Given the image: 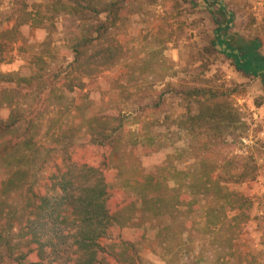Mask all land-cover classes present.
<instances>
[{
	"label": "trees",
	"instance_id": "obj_1",
	"mask_svg": "<svg viewBox=\"0 0 264 264\" xmlns=\"http://www.w3.org/2000/svg\"><path fill=\"white\" fill-rule=\"evenodd\" d=\"M136 1L44 0L40 20H32L35 25L62 15L78 21V31L69 44L71 63L51 76L46 60L53 57L45 44L43 53L22 72L0 73V85H14L13 90L0 89V108L9 109L8 118H0V264H140L138 245L143 241H157L162 261L179 264L195 251L199 233L195 217L201 197L212 201L206 207L204 232L238 228L244 221L236 205L242 208L247 200L231 187L253 181L258 168L249 153L245 157L226 154L238 130L245 126L230 101L231 91L181 87L183 100L196 106V113L188 111L178 122L188 138L193 168L182 171L167 164L155 175L126 181L122 208L116 209L112 203L114 156L125 141L136 154L158 152L152 132L144 134L145 125L148 129L154 124L145 110L141 109L145 116L136 114L128 122L120 108L104 109L87 102L77 107L82 120L79 128L53 136L52 146L43 153L37 149L42 121L32 119L22 100L15 101L14 93L43 87L49 101L63 105L66 93L84 89L86 80L120 59L122 45L108 36L124 25ZM147 2L154 5L157 0ZM216 8L222 21L212 50L221 53L224 47V55L238 72L261 77L264 83L260 44L228 40L232 17L226 18L229 15L223 7ZM18 36L17 27L0 30V65L7 61ZM85 151L95 155L86 161L79 156ZM54 155L60 162L54 160L52 167L47 166L52 171L44 173L47 158ZM15 193L22 200L18 208L8 201ZM228 213L235 214L229 217ZM136 214L141 220L134 224Z\"/></svg>",
	"mask_w": 264,
	"mask_h": 264
},
{
	"label": "rangeland",
	"instance_id": "obj_2",
	"mask_svg": "<svg viewBox=\"0 0 264 264\" xmlns=\"http://www.w3.org/2000/svg\"><path fill=\"white\" fill-rule=\"evenodd\" d=\"M208 1L209 4L204 0H157L151 5L147 0H137L124 25L108 36L122 45L121 57L114 66L86 80L84 89L66 93L63 105L49 101L43 87L32 92L23 89L19 95L14 93L15 101L21 99L30 117L42 121L36 138L37 149L42 153L52 146L53 136L70 134L71 129L80 127L82 120L77 107L87 102L101 104L104 109L120 108L128 122L136 114H142V110L153 118L154 124L148 129L145 125L144 134L152 132L158 152L139 155L125 141L113 158L112 203L118 209L126 201V181L155 175L167 164L182 171L193 168L194 160L187 152L188 138L178 122L188 111L196 113V106L183 100L179 94L181 87L231 91L230 101L245 126L238 130L226 154L245 157L249 153L258 168L253 181L231 187L247 200L242 208L236 205L244 221L238 228L204 232L206 207L212 201L201 197L195 217V229L199 232L195 236V251L179 264H264V83L261 77L238 72L224 55V47L221 53L211 48L222 21L218 6L228 13L227 19L232 17L227 39L256 41L264 57V0ZM43 3L44 0H0V30L17 27L19 31L7 61L0 65V73L22 72L34 57L43 53L45 44L50 46L53 57L46 60L51 76L65 71L71 63L69 44L78 31V21L62 15L45 20L42 26L35 25L32 20H40L39 7ZM3 87L14 89L13 84L0 85V89ZM8 116L9 109L2 106L0 118L5 120ZM131 128L135 131L138 126ZM94 155L79 153L86 161ZM54 160L60 162L55 155L47 158L44 173L52 171ZM8 201L16 208L22 203L17 193L9 196ZM234 214L228 213L229 217ZM140 220V214H136L132 221L136 224ZM138 251L140 264H166L157 241H143Z\"/></svg>",
	"mask_w": 264,
	"mask_h": 264
}]
</instances>
